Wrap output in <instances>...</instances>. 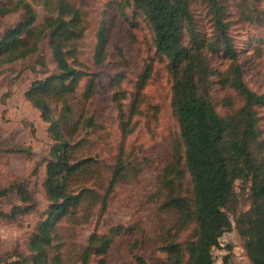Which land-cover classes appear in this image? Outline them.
<instances>
[{
  "label": "rangeland",
  "instance_id": "374dc122",
  "mask_svg": "<svg viewBox=\"0 0 264 264\" xmlns=\"http://www.w3.org/2000/svg\"><path fill=\"white\" fill-rule=\"evenodd\" d=\"M67 1L80 12V36L67 50L68 61L80 76L68 95L72 108L65 133L72 161L88 162L69 187L103 196L117 163L122 172L104 210L98 200L91 203L93 196H86L80 207L56 222L49 257L57 255L59 264H83L84 251L95 234L106 236L110 245L104 257L91 256L85 264H97L102 258L107 264H132L133 255L146 264H166L159 249L174 214L160 208L165 191L159 185L179 138L167 60L157 53L153 33L131 0ZM6 2L0 0V7ZM226 6L245 82L264 95V0H227ZM195 7L201 10L199 3ZM35 8L41 25L48 14L41 4ZM20 19L17 14L0 17V37ZM53 72L46 38L33 56L0 66V190L21 183L30 197L25 204L14 192L0 197V264H31L29 238L49 206L43 185L54 142L49 124L25 94L34 81ZM117 92L123 95L124 113L115 101ZM54 103L58 117L61 105ZM120 113L127 122L125 132L119 127ZM259 116L263 134L257 152L264 157V109ZM190 190L185 172L182 192ZM233 192L226 208L231 228L212 250L214 264H251L236 228L237 219L251 207L250 182L237 180ZM18 206L27 212L14 213ZM134 241L136 247L130 252Z\"/></svg>",
  "mask_w": 264,
  "mask_h": 264
},
{
  "label": "trees",
  "instance_id": "16d2710c",
  "mask_svg": "<svg viewBox=\"0 0 264 264\" xmlns=\"http://www.w3.org/2000/svg\"><path fill=\"white\" fill-rule=\"evenodd\" d=\"M6 1L0 7V17L17 14L21 19L0 37V66L33 56L44 38L55 65V72L31 84L25 98L49 124L48 132L54 142L43 185L49 206L29 238L30 262L59 264L60 258H50L47 249L56 222L80 207L86 196H93L91 203L98 200L96 203L104 210L122 166L117 163L103 196L89 189H70V180L88 164L72 161L65 133L72 108L68 95L80 76L70 65L67 50L80 36V12L67 0ZM226 1L131 0L153 33L157 53L167 60L171 108L179 129V138L171 148V161L159 185L165 191L160 208L174 214V222L159 249L166 255V264H214L212 250L231 228L226 208L234 194V183L243 179L250 182L252 203L237 219L236 228L249 262L264 264V157L257 152L263 134L259 110L264 109V95L251 90L245 82ZM197 3L201 10L196 9ZM38 4L48 14L41 25L37 24ZM100 52L96 53L97 60ZM122 96L117 92L115 101L123 111ZM53 103L61 105L58 117L52 110ZM119 127L122 132L127 130L122 113ZM185 172L191 185L188 193L182 192ZM9 192H14L22 204L30 201L21 183L1 189L0 197ZM13 211L27 212L19 206ZM189 227L190 236L182 239ZM136 244L134 241L130 252ZM109 245L106 236L92 235L83 264L91 256L104 257ZM97 264L107 263L102 258ZM132 264L146 262L133 255Z\"/></svg>",
  "mask_w": 264,
  "mask_h": 264
}]
</instances>
